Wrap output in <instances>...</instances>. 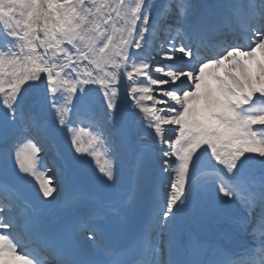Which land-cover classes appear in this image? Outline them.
<instances>
[{"label": "snow or ice", "instance_id": "obj_1", "mask_svg": "<svg viewBox=\"0 0 264 264\" xmlns=\"http://www.w3.org/2000/svg\"><path fill=\"white\" fill-rule=\"evenodd\" d=\"M0 264H264V0H0Z\"/></svg>", "mask_w": 264, "mask_h": 264}]
</instances>
